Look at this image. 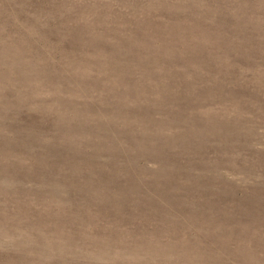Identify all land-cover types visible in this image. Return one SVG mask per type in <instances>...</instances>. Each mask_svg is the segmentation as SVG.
Masks as SVG:
<instances>
[{
  "label": "rangeland",
  "instance_id": "1",
  "mask_svg": "<svg viewBox=\"0 0 264 264\" xmlns=\"http://www.w3.org/2000/svg\"><path fill=\"white\" fill-rule=\"evenodd\" d=\"M0 264H264V0H0Z\"/></svg>",
  "mask_w": 264,
  "mask_h": 264
}]
</instances>
